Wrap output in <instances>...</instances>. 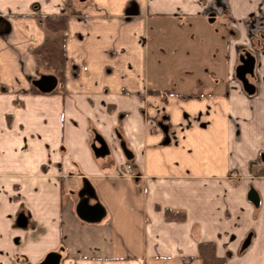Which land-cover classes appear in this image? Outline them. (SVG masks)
<instances>
[{"label": "crops", "instance_id": "obj_1", "mask_svg": "<svg viewBox=\"0 0 264 264\" xmlns=\"http://www.w3.org/2000/svg\"><path fill=\"white\" fill-rule=\"evenodd\" d=\"M45 15L65 16L49 93L32 83L51 74ZM262 155L264 0H0V264H202L206 243L264 264ZM85 199L98 221L78 216Z\"/></svg>", "mask_w": 264, "mask_h": 264}, {"label": "water", "instance_id": "obj_2", "mask_svg": "<svg viewBox=\"0 0 264 264\" xmlns=\"http://www.w3.org/2000/svg\"><path fill=\"white\" fill-rule=\"evenodd\" d=\"M240 64H238L235 68V75L237 79L240 81L243 90L248 94L252 95L255 92V85L250 82L247 78V75L253 74L254 68V56L249 52H245L243 55H240ZM58 78L54 74H41L39 78L32 81L33 85L43 93H49L53 91L57 85ZM95 140L99 144L96 146L92 144V148L96 154H103L108 152V147L106 145L105 140L99 134L95 135ZM121 148L124 155L127 158L132 157L131 151L127 148L125 142H121ZM264 159V156H262ZM248 200L255 206L259 204V197L255 189L251 188L247 195ZM78 216L88 222H96L98 221L102 214L103 209L99 205L89 206L86 199L81 201L77 208ZM250 237L246 239L243 244V248L249 245ZM60 257L57 254L50 253L48 254L45 259L40 264H59Z\"/></svg>", "mask_w": 264, "mask_h": 264}, {"label": "trees", "instance_id": "obj_3", "mask_svg": "<svg viewBox=\"0 0 264 264\" xmlns=\"http://www.w3.org/2000/svg\"><path fill=\"white\" fill-rule=\"evenodd\" d=\"M41 22L51 31L57 33L45 40L36 49L37 63L45 72L54 74L59 80L64 77L65 37L60 33L65 28V16H40ZM35 91L38 90L35 88ZM199 258L202 264H225L224 258L215 255L213 244L199 245Z\"/></svg>", "mask_w": 264, "mask_h": 264}, {"label": "flooded vegetation", "instance_id": "obj_4", "mask_svg": "<svg viewBox=\"0 0 264 264\" xmlns=\"http://www.w3.org/2000/svg\"><path fill=\"white\" fill-rule=\"evenodd\" d=\"M217 6L215 7V5L213 6V9L215 10V11H217V10H219V6H221L220 4H216ZM245 52H249L250 54H252L253 56H254V59H255V62H254V68H253V74L252 75H247V78H248V80L250 81V82H252L251 80H252V78H253V75H254V69H255V63H256V58H255V53L253 52V51H251V50H248L247 48H243L242 50H240V52H239V54H238V58H237V60H238V62H237V64H236V66L238 65V64H240V60H239V58H240V55H243ZM236 66H235V68H236ZM234 75H235V70H234ZM235 78L237 79V77H236V75H235ZM238 80V79H237ZM239 81V80H238ZM240 82V81H239ZM253 83V82H252ZM254 84V83H253ZM243 88V87H242ZM263 156V155H262ZM261 159H262V157H261Z\"/></svg>", "mask_w": 264, "mask_h": 264}, {"label": "rangeland", "instance_id": "obj_5", "mask_svg": "<svg viewBox=\"0 0 264 264\" xmlns=\"http://www.w3.org/2000/svg\"><path fill=\"white\" fill-rule=\"evenodd\" d=\"M217 5H215V7H216ZM175 31H177V32H179L178 30H175V29H168L167 30V32H166V35L168 36L169 34H173V33H175ZM157 34H159L158 32H157ZM156 34V35H157ZM237 62H238V60H236V64H237ZM167 72V74H168V71H166ZM167 79H171V78H166V77H164V81H166ZM235 80H237L236 78H235ZM237 82H238V80H237ZM61 85V80H60V82H59V84H58V86H57V88H59V86ZM26 221H22V224L24 225V223H25ZM61 264V263H60Z\"/></svg>", "mask_w": 264, "mask_h": 264}]
</instances>
